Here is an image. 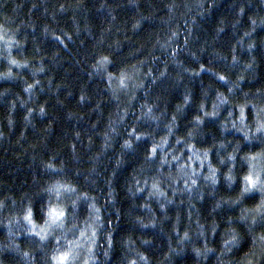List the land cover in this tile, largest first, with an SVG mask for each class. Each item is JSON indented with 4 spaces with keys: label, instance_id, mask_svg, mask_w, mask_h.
Here are the masks:
<instances>
[{
    "label": "clouds",
    "instance_id": "obj_1",
    "mask_svg": "<svg viewBox=\"0 0 264 264\" xmlns=\"http://www.w3.org/2000/svg\"><path fill=\"white\" fill-rule=\"evenodd\" d=\"M0 264H264V0H0Z\"/></svg>",
    "mask_w": 264,
    "mask_h": 264
}]
</instances>
